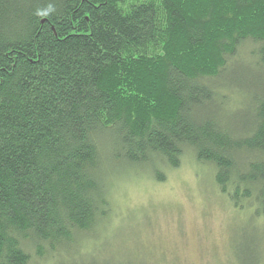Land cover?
<instances>
[{"label":"trees","instance_id":"16d2710c","mask_svg":"<svg viewBox=\"0 0 264 264\" xmlns=\"http://www.w3.org/2000/svg\"><path fill=\"white\" fill-rule=\"evenodd\" d=\"M187 151L264 218V0H0V264H76Z\"/></svg>","mask_w":264,"mask_h":264},{"label":"rangeland","instance_id":"374dc122","mask_svg":"<svg viewBox=\"0 0 264 264\" xmlns=\"http://www.w3.org/2000/svg\"><path fill=\"white\" fill-rule=\"evenodd\" d=\"M158 168L163 180L146 167L107 177L110 215L76 264H264V218L235 208L210 165L187 151Z\"/></svg>","mask_w":264,"mask_h":264}]
</instances>
